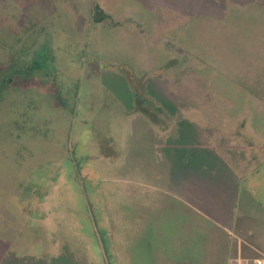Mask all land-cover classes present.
<instances>
[{
    "label": "rangeland",
    "instance_id": "rangeland-1",
    "mask_svg": "<svg viewBox=\"0 0 264 264\" xmlns=\"http://www.w3.org/2000/svg\"><path fill=\"white\" fill-rule=\"evenodd\" d=\"M194 143L214 151L210 169L251 168L234 183L239 199L211 176L193 182L210 230L183 235L177 210L156 222L154 184L160 165L185 162ZM255 257H264V0H0V264Z\"/></svg>",
    "mask_w": 264,
    "mask_h": 264
},
{
    "label": "crops",
    "instance_id": "crops-1",
    "mask_svg": "<svg viewBox=\"0 0 264 264\" xmlns=\"http://www.w3.org/2000/svg\"><path fill=\"white\" fill-rule=\"evenodd\" d=\"M151 128L154 129V133H156L158 138V141L154 143V151L156 150L159 163L163 160H166L167 162V160H169V150L167 151L165 147V150L162 148L163 144L161 142V137L163 132L157 126ZM185 150H187V155L185 154V162H182L178 159V157H175L173 158V161L171 160L172 165H160L159 172L156 174L154 189L162 194H160V196L154 195L153 197L155 204L154 207L156 210L155 220L156 222L159 221L158 212L163 214L169 209H172L171 213H173L175 210H177L176 214L178 215L172 225L174 226V230L179 231V234L186 235L192 230V228H194V224L197 225V228L201 234H203L204 231L209 233L210 227H208V221L210 217L206 215V213L201 210L200 207L196 206V204L202 205L206 199H204V196L199 190L196 194L194 193L192 188L193 182H196L197 184L199 183L203 187V183H208L211 176L212 179L221 182L220 188L224 194H227L228 197L233 199V194L236 193V198L239 199L238 189L240 188V185L237 183V186L234 187V183L236 182V179H238L239 171L243 169H250L251 167L249 165H224V167L221 168L222 165H219L217 169H210L209 162L207 159H205V154H209L208 151L210 150L204 144L201 143L200 145L194 143L193 145L186 147ZM197 156L201 160L199 164L195 163ZM167 166H170L171 168L168 178L169 184L167 182V186L170 185V190H167L169 188H165L164 170ZM220 168L223 173L221 172ZM184 172H186V179L180 180L179 178H184ZM161 196L164 198V200ZM167 202H169L170 205H168ZM194 216L196 217L195 219ZM204 219L207 221L205 226ZM223 225L224 224H219L218 226ZM201 238L203 240V237Z\"/></svg>",
    "mask_w": 264,
    "mask_h": 264
},
{
    "label": "trees",
    "instance_id": "trees-1",
    "mask_svg": "<svg viewBox=\"0 0 264 264\" xmlns=\"http://www.w3.org/2000/svg\"><path fill=\"white\" fill-rule=\"evenodd\" d=\"M104 16H105V13L103 12V10L96 5V7L92 11L93 21H96V22L101 21Z\"/></svg>",
    "mask_w": 264,
    "mask_h": 264
},
{
    "label": "built area",
    "instance_id": "built-area-1",
    "mask_svg": "<svg viewBox=\"0 0 264 264\" xmlns=\"http://www.w3.org/2000/svg\"><path fill=\"white\" fill-rule=\"evenodd\" d=\"M252 264H264V257H255V258H253Z\"/></svg>",
    "mask_w": 264,
    "mask_h": 264
}]
</instances>
